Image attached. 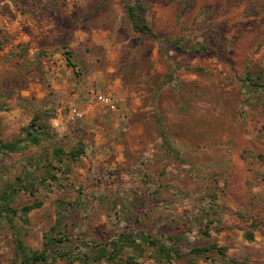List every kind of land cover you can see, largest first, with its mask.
<instances>
[{
  "label": "rangeland",
  "instance_id": "374dc122",
  "mask_svg": "<svg viewBox=\"0 0 264 264\" xmlns=\"http://www.w3.org/2000/svg\"><path fill=\"white\" fill-rule=\"evenodd\" d=\"M133 2L157 36L133 29L122 0L0 2L1 139L54 113L51 138L0 152V192L17 187L18 210L13 224L0 217V264H17L18 233L42 248L59 198L88 206L75 228L85 237L106 242L131 223L161 237L182 224L194 245L216 242L226 257L173 264H264V87L245 80L264 82V0ZM71 104L86 116L71 118ZM153 254L92 264H160Z\"/></svg>",
  "mask_w": 264,
  "mask_h": 264
},
{
  "label": "trees",
  "instance_id": "16d2710c",
  "mask_svg": "<svg viewBox=\"0 0 264 264\" xmlns=\"http://www.w3.org/2000/svg\"><path fill=\"white\" fill-rule=\"evenodd\" d=\"M3 0H0V2ZM124 10L132 23L135 31L140 33H149L157 36L152 26L147 22L144 16V5L135 3L133 0H122ZM172 43L183 49L192 48L196 51H201L206 47H187L180 43V40L170 39ZM67 63L71 66H76L73 59V52L71 50L65 51ZM259 77H254L248 73L245 80L251 86L264 87V82H260ZM2 106L0 105V109ZM49 112V115H46ZM54 115L51 111L43 109L37 112L31 122L23 128V136L16 137L10 141L1 139L2 128L0 122V152H16L22 150L28 144L38 145L47 138H51V118ZM63 149L57 148L55 154H58ZM85 152V147L81 143L79 146L71 150L68 155L69 159L76 160L78 156ZM50 171V170H49ZM48 171V172H49ZM50 177L56 178L55 173H51ZM17 187H13L12 191L3 189L0 192V217H5L13 224L14 217L18 210L11 205L13 200V193ZM42 205V202L25 205L22 211L27 214L36 207ZM134 211L132 203L124 204ZM82 207V208H81ZM88 207L82 203V199L78 201H70L64 198H59L56 201L57 218L56 222L45 233L44 243L42 248L34 249L27 245L25 241L19 236L16 237V262L17 264H54L58 259H65L68 261H82L92 264L106 261H119L123 259L132 260L135 262L138 256L151 248L155 259L160 264H173L176 258L188 257L192 260L198 257H212V259L219 255L226 257V247L220 246L216 242L207 245H194L188 237L184 235L183 225L180 224V230L170 231L161 237L152 235L151 232L139 225L131 223L129 229H123L118 234L113 236L109 241L97 239L98 237H85L82 232L76 233V229L80 226L78 214L81 209ZM136 214V213H135ZM128 216V220H132V216ZM27 220V219H26ZM178 229V228H177ZM251 231L248 232V237L252 238ZM130 252L127 255L124 253Z\"/></svg>",
  "mask_w": 264,
  "mask_h": 264
},
{
  "label": "built area",
  "instance_id": "2783aa9c",
  "mask_svg": "<svg viewBox=\"0 0 264 264\" xmlns=\"http://www.w3.org/2000/svg\"><path fill=\"white\" fill-rule=\"evenodd\" d=\"M92 95L95 100H97L101 105H103L107 109H110V110L118 109L117 101L111 93L103 92L101 90H93ZM86 114H87L86 109H82L80 107H77L71 104V107H70V117L71 118L80 119V118L85 117Z\"/></svg>",
  "mask_w": 264,
  "mask_h": 264
}]
</instances>
